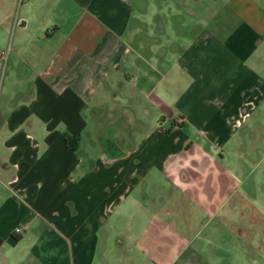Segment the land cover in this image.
<instances>
[{
	"label": "crops",
	"instance_id": "1",
	"mask_svg": "<svg viewBox=\"0 0 264 264\" xmlns=\"http://www.w3.org/2000/svg\"><path fill=\"white\" fill-rule=\"evenodd\" d=\"M9 14L0 264H264V0Z\"/></svg>",
	"mask_w": 264,
	"mask_h": 264
},
{
	"label": "rangeland",
	"instance_id": "2",
	"mask_svg": "<svg viewBox=\"0 0 264 264\" xmlns=\"http://www.w3.org/2000/svg\"><path fill=\"white\" fill-rule=\"evenodd\" d=\"M17 9H18V4L16 5L15 12H17ZM2 20L3 21H0V34L2 33V35H4L5 42H4V46H3L2 60H1V63H0V84L2 83V79H3V73H4V66H5V62H6V57L8 56L9 51H10V37H11V34H12V29L14 27L13 25L10 27V14H9V18L7 20H4V19H2ZM258 144H261L260 147H258L257 150L254 151L253 154H251V156H252L253 161L255 162V164L256 165L258 164V166L261 167V164L264 163V136H261L259 138V143ZM242 158H243L242 155H240V159H242ZM249 173H250V175H249L250 178H256V179L259 180V179L264 177V170L263 169H261V168L249 169V168L245 167V169L242 168V169L238 170V178H239V180L240 179H244L245 180L248 177ZM129 220H132V219H129Z\"/></svg>",
	"mask_w": 264,
	"mask_h": 264
},
{
	"label": "trees",
	"instance_id": "3",
	"mask_svg": "<svg viewBox=\"0 0 264 264\" xmlns=\"http://www.w3.org/2000/svg\"><path fill=\"white\" fill-rule=\"evenodd\" d=\"M76 136H73V135H67L66 137H65V139H66V145H67V147L69 148V149H73V142H75V140H76ZM74 140V141H73Z\"/></svg>",
	"mask_w": 264,
	"mask_h": 264
},
{
	"label": "built area",
	"instance_id": "4",
	"mask_svg": "<svg viewBox=\"0 0 264 264\" xmlns=\"http://www.w3.org/2000/svg\"><path fill=\"white\" fill-rule=\"evenodd\" d=\"M14 230H15V231H19L20 228H19V227H15Z\"/></svg>",
	"mask_w": 264,
	"mask_h": 264
}]
</instances>
